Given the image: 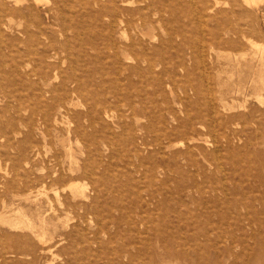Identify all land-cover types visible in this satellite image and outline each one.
Returning <instances> with one entry per match:
<instances>
[{
    "label": "rangeland",
    "instance_id": "rangeland-1",
    "mask_svg": "<svg viewBox=\"0 0 264 264\" xmlns=\"http://www.w3.org/2000/svg\"><path fill=\"white\" fill-rule=\"evenodd\" d=\"M21 1L0 264H264V0Z\"/></svg>",
    "mask_w": 264,
    "mask_h": 264
},
{
    "label": "bare ground",
    "instance_id": "bare-ground-1",
    "mask_svg": "<svg viewBox=\"0 0 264 264\" xmlns=\"http://www.w3.org/2000/svg\"><path fill=\"white\" fill-rule=\"evenodd\" d=\"M244 1H246V2H255V0H244ZM20 2H23V1H21L20 0ZM124 2V1H123ZM14 4V3H13ZM48 4V3H47ZM248 5L250 4V3H247ZM5 7H7L6 5L4 6L3 5V8H5ZM12 10V9H11ZM119 22H121V21H119ZM123 31V30H122ZM215 34V36H214V39H215V41H216V43H218V44H220V41H219V38L221 37V34H219V33H214ZM222 35L226 38V40H229L230 39V36H231V33H230V30L229 29H227V28H224V31H223V33H222ZM201 48V47H200ZM263 48H264V46H263ZM262 48V49H263ZM261 49V50H262ZM126 53V52H125ZM124 53V54H125ZM202 55V54H201ZM261 56V55H260ZM263 58H262V56L260 57V60H262ZM37 76V75H36ZM53 77H55V76H53ZM207 80V79H206ZM65 83V82H64ZM255 84V83H254ZM74 94H75V92H73ZM198 114V113H197ZM52 117V116H51ZM198 119H201V114H198L197 116H196ZM199 121H201V120H199ZM69 134V133H68ZM65 138V137H64ZM63 139V138H62ZM51 140V139H50ZM70 140V139H69ZM63 141V140H62ZM65 141H67V140H65ZM77 141H78V139H77ZM64 142V141H63ZM61 143V142H60ZM69 144H70V142H69ZM63 145H64V143H63ZM70 151V150H69ZM72 151V150H71ZM71 153V152H70ZM69 152H67V154H70ZM26 165V164H25ZM43 168V167H42ZM75 188H76V190H75ZM79 188H80V195H82L83 196V187L82 186H79L78 184H72L71 186H70V189L71 190H73V191H76V192H78L79 191ZM56 190V189H55ZM96 190V189H95ZM55 192V191H54ZM84 197H86L85 195H84ZM19 223V221H17V224ZM20 223H21V221H20ZM23 223V222H22ZM16 224V223H15ZM19 225V224H18Z\"/></svg>",
    "mask_w": 264,
    "mask_h": 264
}]
</instances>
